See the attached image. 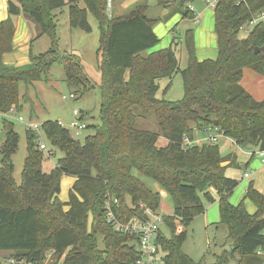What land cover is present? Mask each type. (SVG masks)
<instances>
[{
	"label": "trees",
	"instance_id": "1",
	"mask_svg": "<svg viewBox=\"0 0 264 264\" xmlns=\"http://www.w3.org/2000/svg\"><path fill=\"white\" fill-rule=\"evenodd\" d=\"M121 1L112 0V4ZM193 1L160 0L169 12L152 17L145 16L146 2L109 17V0L8 1V17L0 21V109L5 113L20 103L22 82L42 80L57 62L63 65L70 87L82 90L83 95L95 88L78 58L58 55L55 10L68 5L70 27L87 32L92 29L88 20L92 13L101 32V124L91 127L94 133L84 143L57 121L43 123L47 139L65 153L46 171L38 134L27 130V157L18 185L11 158L18 149L19 135L4 121L0 252L9 253V259L15 261L12 264H43L50 250L55 251L51 264H140L138 237L116 230L106 208L109 201L121 222L135 215L145 218L142 205L158 212L161 193L150 189L136 171L156 181L173 200V213L163 215V225L170 233L161 228L157 235L158 251L165 253L164 264H201L182 247L192 221L215 202L219 203L220 223L228 226L239 254L235 264H264V255L258 253L264 251V193L251 181L246 198L257 211L250 214L243 201L234 205L230 198L240 181L228 176L227 170L240 169L239 162L222 156L218 143L199 146L185 142L195 141V129L200 125L207 135L218 130L243 148L264 150V99H255L240 83L246 68L264 76V23L246 37L240 36L242 26L264 9V0H217L214 29L218 53L202 61L197 56L193 28L187 29L184 37L174 36L169 47L159 49L161 38L154 30L158 22L177 12L194 20L189 6ZM20 15L40 26L42 34L50 37L51 48L39 55L31 52L25 65L8 64L3 55L14 49L15 18ZM182 44L188 54L184 69L178 58ZM257 47L263 50L256 53ZM177 73L183 78V98L170 101L158 97L160 79L169 78L166 93ZM136 111L154 113L160 133L138 129ZM85 117L81 111L86 122ZM160 136L167 139L166 145L159 144ZM228 160L229 165L223 166ZM64 175L75 177L67 202L58 197ZM177 223L184 227L180 233ZM231 256L224 251L215 256L214 264H229Z\"/></svg>",
	"mask_w": 264,
	"mask_h": 264
},
{
	"label": "rangeland",
	"instance_id": "2",
	"mask_svg": "<svg viewBox=\"0 0 264 264\" xmlns=\"http://www.w3.org/2000/svg\"><path fill=\"white\" fill-rule=\"evenodd\" d=\"M171 1L173 0H170V2ZM1 3L2 1L0 2V5ZM83 5L84 4L82 3V6ZM133 7L134 5L124 9L119 4L113 6L112 0H109L107 14L109 17H112L113 14L122 15L128 13ZM164 12L165 9L160 13V15H163ZM53 14L55 16V22L57 25V32L59 36L57 49L58 55L60 57L73 55L74 57L78 58L82 63L85 73L91 79L95 88L83 95L82 90L70 87L65 79L64 68L60 62L55 63L52 69L48 73L44 74L42 80L30 84H27L25 82L21 83L20 103L16 107H12L15 108L16 111L5 115L0 114V142L5 143L6 141L7 130L4 126L5 120L12 124L14 131L19 135L18 149L12 155L11 158L15 166L14 178L18 185H20L22 182V171L24 167L25 158L27 157L28 130L27 126L19 120L20 116H22L26 120V122L32 121L42 126L43 123H45L46 121L61 122L63 124V127L69 129L72 135L81 143H84L85 138L87 136L94 133L93 129L91 128L92 126H97L101 124L100 108L102 98L101 89L99 86L101 73L99 71L98 66V51L100 48L101 32L98 26V22L93 16V14L89 13L88 20L92 29L90 32H87L81 28L70 27L68 5H65L64 7L55 10ZM187 22L188 24H190V27H194L197 24H194L190 20ZM35 24L37 25V27H39L37 23ZM39 28L38 31H34L35 33L33 35L31 52L35 55L45 53L51 48L50 37L48 35L42 34ZM187 28L188 25H182L178 31V37H184V32ZM247 28L250 31L253 26L250 25ZM163 32H165V30H162V26L156 28V33L158 34L159 38H161V44H163L164 42L162 36ZM172 32H175V30H173ZM247 34L248 32L242 30L240 36L246 37ZM26 55L27 53H25L24 56ZM178 58L181 69H184L187 66L188 62V54L186 47H184V44H182L180 48H178ZM159 83L161 88L157 93L158 97H164L165 99L170 101H178L183 98V78L180 73L174 75V77L172 78V86L169 88V90H167L166 93H164V88L169 83V78H161ZM72 93L75 95V97H71ZM75 109H81L86 113V122L88 123V125H90V127L82 131L79 136L74 135L72 132L73 130L71 128V122L74 120L73 112ZM136 112L138 114V129L160 133V127L154 113L142 114V112L140 113V111ZM197 126L198 127L196 128L198 130L202 129V126ZM202 133V131H197L195 138H197L198 135L202 136ZM41 134L42 136L44 135L43 140L47 145V150H45V160L43 162V167L46 171H49L57 165L58 160L64 157L65 153L59 147L54 146L47 139L44 130L41 131ZM231 141L234 140L226 138V140H224L223 142H218V144L220 145L221 155L224 157L230 156V159L235 162L244 163L245 160L249 158V155L245 153V151H248V149L239 146L235 141V144H232ZM167 143V139L163 136H160L159 144L161 146H164ZM215 143H217V141ZM196 144H198L199 146H203L205 144V140L199 143L196 142ZM50 151L52 153L51 155L48 154V152ZM2 159L3 150L0 154V166ZM255 159L260 160L258 156H256ZM231 160L225 161L223 163L225 165H222H229V161ZM249 172L250 171H247V169H245L244 165L240 169L232 167L227 170L228 176L236 178L238 181H240L238 187H236L231 196L234 205H238L241 203V200L243 199L242 196L243 194H245V191L247 190V187L249 185L248 183L253 181V179L255 187L264 190V177L261 175H254L253 178L244 177V174ZM136 173V175H138L150 189L161 193V203L160 208L158 210L159 214H172L174 206L170 194L166 190L161 188L160 185L153 179L144 176L140 172L136 171ZM73 180H75V177L73 176H63L61 180V191L58 195L59 199L62 202H67L69 200V192L73 185ZM128 200L130 201V199ZM203 214L197 216L187 228V240L185 241L182 247L184 253L190 256L194 261L199 262L201 264H214L216 261V255H220L224 251H228L229 247H232V251L228 252L234 256L230 257L229 264H235L237 259L239 258V254L235 253V247L229 237L228 226L222 223H219L218 225L212 224L207 226ZM178 229L179 227H177V232ZM162 230H164L165 233L169 235L170 232L168 229H166L164 225L162 226ZM99 242L103 245L102 236L99 237ZM230 242L232 244H229ZM164 255L165 253L161 252L158 255L157 259L151 264H164ZM9 257H11L9 253L0 252L1 264H12Z\"/></svg>",
	"mask_w": 264,
	"mask_h": 264
},
{
	"label": "crops",
	"instance_id": "3",
	"mask_svg": "<svg viewBox=\"0 0 264 264\" xmlns=\"http://www.w3.org/2000/svg\"><path fill=\"white\" fill-rule=\"evenodd\" d=\"M1 1L2 3L0 5V21H3L7 19L8 17L7 4L9 0H0V2ZM159 1L160 0H122V2L119 5L125 9L127 7L133 6L137 2H146L149 5V7H151V6H155L159 4ZM216 1L217 0H214V1L210 0V2H213L214 5H210L208 3V0H195L192 3H190L189 5L190 9L193 11L195 15L194 20L184 19L181 13L177 12L167 21L163 20V21L158 22L154 26L155 32H156V28L160 26H162V30L163 31L165 30V32H163V35H162L164 42L163 44L160 43L157 49L170 46L174 36H178V33H179L178 31L180 27L182 25H188L187 29L189 28L194 29L198 59L202 61L207 58L216 57L218 53L217 36L215 33V29H214L215 27L214 7L216 4ZM168 12H169V9L165 8V12L163 15H166ZM189 20L193 22L194 24L197 23L196 26L190 27V24H188L187 22ZM15 22H16V31H15L14 41H13L14 49L12 52L5 53L3 55V59H4V62L8 64H14V65L22 64L23 65L29 62L30 57L28 56H30L31 49H32L33 35L35 33L34 31H38V28L40 26L38 25L39 27H37L35 22L26 15L18 16L17 18H15ZM173 30H175V32H172ZM25 53H27L26 56H24ZM199 56H203V57H199ZM240 83L250 94H252V96L255 99L257 100L264 99V76L260 75L253 69L246 68L244 70V75ZM81 111H82V115L84 114L86 115V113L83 110ZM197 131H202L203 133H202V136L198 135L195 140L198 143L201 141H204V138L207 136L206 131L202 129L198 130L196 128L195 133H197ZM226 138L227 137L222 134V136L218 138L217 143L223 142L224 140H226ZM206 142L207 141H205V143ZM231 143L235 144L234 141H231ZM253 151H254L253 148H250V150L248 149V151H245V153L249 155V158L246 159L244 163H239V164L241 166L244 165L245 169H247V171H250L249 172L250 176L246 178H251V177L253 178L254 175L255 176L261 175L264 177V163H262L261 160L255 159L256 157L251 158L252 157L251 152ZM244 177H245V174H244ZM74 182L75 180L72 181V184ZM253 182H254V179H253ZM258 190H260L261 192H264V190L262 189H258ZM242 197L243 199L241 200V202L242 201L244 202L247 211L250 214H254L257 211V207L249 198H246V191ZM230 201L233 203L231 198H230ZM203 215L205 217L207 226L212 225V224L218 225L220 223L219 203L215 202L212 204H208L207 209ZM178 227H179L178 233L184 230L183 226L180 225L179 223H178ZM229 244H232V243L230 242Z\"/></svg>",
	"mask_w": 264,
	"mask_h": 264
},
{
	"label": "built area",
	"instance_id": "4",
	"mask_svg": "<svg viewBox=\"0 0 264 264\" xmlns=\"http://www.w3.org/2000/svg\"><path fill=\"white\" fill-rule=\"evenodd\" d=\"M208 3L210 5H214L213 2H210L208 0ZM264 23V9L258 11L255 13L248 22H246L242 26V30L245 32H250L256 25ZM250 25L253 26V28L249 31L247 27ZM71 97H75V95L72 93ZM16 111L15 108H11L8 112H3L0 109V114L5 115ZM74 120L71 122V128L74 135L79 136L82 131H84L87 128V124L85 121L81 119V110L75 109L74 110ZM19 120L24 123L27 126L28 130H32L37 132L38 134V146L41 150L45 152L47 150V145L45 144L43 140V136L41 134V131H43L42 125L29 121L26 122V120L20 116ZM61 125H63L61 122H59ZM217 130V129H216ZM222 136V133L218 130L215 132H209L208 135L204 138L205 141L209 143H215L218 138ZM186 144H196V140L189 141L185 140ZM3 148V143L0 142V154L1 149ZM48 154H52L51 151L48 152ZM251 154H255L258 156L262 163H264V150H256L251 152ZM250 174L246 173L245 177H249ZM116 202V201H115ZM106 208L109 211L108 214V220L113 224L114 228L118 231L129 233L131 235H135L138 237V251L141 255L140 264H151L154 262L158 255V245H157V235L159 230L162 228L164 224L163 215L159 214V212L152 210L150 207L146 205H142V208L144 210L145 218L141 217L140 215L133 216L130 220L126 222H121L117 220L115 217L113 211L111 210V204L108 201L106 203ZM260 255H264V251L258 252ZM55 261V251L50 250L46 253L45 259L43 261V264H51ZM12 263H15L14 260H11Z\"/></svg>",
	"mask_w": 264,
	"mask_h": 264
},
{
	"label": "water",
	"instance_id": "5",
	"mask_svg": "<svg viewBox=\"0 0 264 264\" xmlns=\"http://www.w3.org/2000/svg\"><path fill=\"white\" fill-rule=\"evenodd\" d=\"M165 9V4H157L155 6H151L147 9L146 13H145V16L147 17H152V16H156V15H159L163 10ZM263 48H255V51L256 53H259L260 51H262ZM225 165V164H223ZM262 218H259V221H261ZM232 247H229L228 251L231 252L232 251Z\"/></svg>",
	"mask_w": 264,
	"mask_h": 264
}]
</instances>
